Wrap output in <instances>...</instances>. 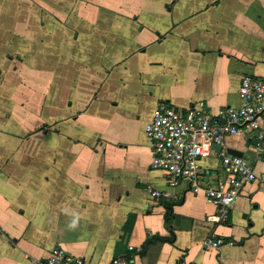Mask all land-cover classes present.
<instances>
[{
	"label": "crops",
	"instance_id": "crops-1",
	"mask_svg": "<svg viewBox=\"0 0 264 264\" xmlns=\"http://www.w3.org/2000/svg\"><path fill=\"white\" fill-rule=\"evenodd\" d=\"M26 2L0 0V67L23 4L51 24L38 34L71 56L64 69L48 57L43 109L40 50L27 93L22 83L8 93L15 78L0 72V264H41L56 247L89 264H264V155L253 135L225 140L256 179L212 222L218 206L205 193L171 187L153 167L146 133L161 103L211 114L240 105L242 77L264 76V0H74L58 15ZM202 166L223 177L217 155ZM150 188L172 197L157 201ZM213 236L224 244L206 249Z\"/></svg>",
	"mask_w": 264,
	"mask_h": 264
},
{
	"label": "built area",
	"instance_id": "built-area-1",
	"mask_svg": "<svg viewBox=\"0 0 264 264\" xmlns=\"http://www.w3.org/2000/svg\"><path fill=\"white\" fill-rule=\"evenodd\" d=\"M239 106H226L218 113H207L193 106L181 111L161 103L146 125V133L154 149L153 167L166 172L169 186L186 181L191 191L201 192L218 206V215L210 221L225 220L229 210L241 195L246 184L256 179L253 167L242 156L228 152L225 140L231 135H253L257 151L264 155V76L245 74L238 88ZM221 145L217 151L214 145ZM217 155L221 161L223 177L214 179L207 175L202 160ZM150 195L157 201L169 200V191L150 188ZM220 237H208L206 249L224 244ZM115 264H126L114 260ZM41 264H89L73 256L62 247L53 248Z\"/></svg>",
	"mask_w": 264,
	"mask_h": 264
},
{
	"label": "rangeland",
	"instance_id": "rangeland-1",
	"mask_svg": "<svg viewBox=\"0 0 264 264\" xmlns=\"http://www.w3.org/2000/svg\"><path fill=\"white\" fill-rule=\"evenodd\" d=\"M25 3L26 0H24ZM34 1V0H32ZM42 1L40 6L43 8V3H48L44 5V9L46 11H51V14L58 15L60 12H64L65 9L68 8V4L62 5V2L66 3H72L74 0H39ZM74 3V2H73ZM30 4H23V7H21L20 10V20L23 19V21L18 22L17 28L22 24L23 22V28H18L15 30V33H10V36L6 38V44L1 46L2 53L5 50V56L7 57L6 60L2 59V65L0 67V72H7L8 76H12L15 78L11 84H8L6 87V91L8 93H13V89L17 88L20 85V83L24 84L25 92L27 93V89H31V84L36 83L37 79L32 78L34 75L31 73V61L34 58L35 53H37L40 50V75L39 77H44V82L40 83V108L43 109L44 105L48 103V92L49 87L47 86V73H48V57L50 58V61L52 62V66L54 65V62L61 66V68L64 69V59H67V61H70V54H66L61 48L50 45L53 43V39L49 38L47 34H38V27L42 28V30L52 29V26L50 23L43 21L41 26L37 25L35 22V19L37 18V10L34 7H29ZM56 6V8H55ZM60 9V12H59ZM62 16V14H60ZM38 26V27H37ZM2 41H4L2 39ZM61 45H64L63 39H61V42L59 43ZM58 45V43H57ZM3 58V57H0ZM39 58V57H38ZM66 66V65H65ZM22 68H25L24 71H22ZM38 70V68H36ZM22 71V72H21ZM21 73H24V75H20ZM16 75V76H15ZM1 78L4 79L0 75ZM57 78V77H56ZM56 80V79H55ZM29 84V85H28ZM31 92V91H30ZM57 92V91H56ZM43 95L45 96L43 98Z\"/></svg>",
	"mask_w": 264,
	"mask_h": 264
},
{
	"label": "water",
	"instance_id": "water-1",
	"mask_svg": "<svg viewBox=\"0 0 264 264\" xmlns=\"http://www.w3.org/2000/svg\"><path fill=\"white\" fill-rule=\"evenodd\" d=\"M214 148L217 150V151H220L222 149L221 145H214ZM229 153L233 154V155H236V156H242V152L238 151V150H235V149H227Z\"/></svg>",
	"mask_w": 264,
	"mask_h": 264
}]
</instances>
